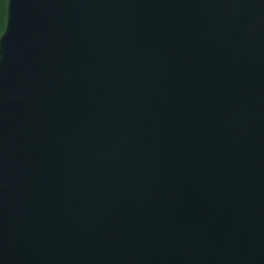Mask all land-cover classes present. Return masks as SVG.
<instances>
[{"label": "water", "instance_id": "water-1", "mask_svg": "<svg viewBox=\"0 0 264 264\" xmlns=\"http://www.w3.org/2000/svg\"><path fill=\"white\" fill-rule=\"evenodd\" d=\"M0 264H264V0H8Z\"/></svg>", "mask_w": 264, "mask_h": 264}, {"label": "trees", "instance_id": "trees-1", "mask_svg": "<svg viewBox=\"0 0 264 264\" xmlns=\"http://www.w3.org/2000/svg\"><path fill=\"white\" fill-rule=\"evenodd\" d=\"M7 2L8 0H6V5L0 8V36L3 33L6 25Z\"/></svg>", "mask_w": 264, "mask_h": 264}, {"label": "clouds", "instance_id": "clouds-1", "mask_svg": "<svg viewBox=\"0 0 264 264\" xmlns=\"http://www.w3.org/2000/svg\"><path fill=\"white\" fill-rule=\"evenodd\" d=\"M6 5V0H0V8Z\"/></svg>", "mask_w": 264, "mask_h": 264}, {"label": "snow or ice", "instance_id": "snow-or-ice-1", "mask_svg": "<svg viewBox=\"0 0 264 264\" xmlns=\"http://www.w3.org/2000/svg\"><path fill=\"white\" fill-rule=\"evenodd\" d=\"M7 34V27L5 26V35Z\"/></svg>", "mask_w": 264, "mask_h": 264}]
</instances>
